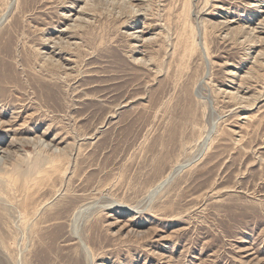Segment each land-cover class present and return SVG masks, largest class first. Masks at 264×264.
<instances>
[{"label":"rangeland","instance_id":"374dc122","mask_svg":"<svg viewBox=\"0 0 264 264\" xmlns=\"http://www.w3.org/2000/svg\"><path fill=\"white\" fill-rule=\"evenodd\" d=\"M0 264H264V0H0Z\"/></svg>","mask_w":264,"mask_h":264},{"label":"bare ground","instance_id":"6f19581e","mask_svg":"<svg viewBox=\"0 0 264 264\" xmlns=\"http://www.w3.org/2000/svg\"><path fill=\"white\" fill-rule=\"evenodd\" d=\"M207 1L208 0H206V3H207ZM192 3V2H191ZM205 33V32H204ZM196 34V33H195ZM202 34V33H201ZM189 37V36H188ZM193 38V37H192ZM195 38V37H194ZM186 40V39H185ZM192 41V40H191ZM195 41V40H194ZM193 41V42H194ZM197 45V43H196V41H195V43L192 45V47H194V46H196ZM198 46V45H197ZM202 47V46H201ZM200 48V47H199ZM203 48H205V47H203ZM192 49V48H191ZM190 50V49H189ZM201 50V49H200ZM207 50V49H206ZM206 52V51H205ZM175 177V176H174ZM174 177H172L170 180L167 178V179H164L163 181H161L159 184H158V186L154 189V190H152L151 192H150V194H149V196L148 197H150V198H154L158 193H159V191H160V186H163V185H167V184H169L171 181H172V179L174 178ZM161 190H163V189H161Z\"/></svg>","mask_w":264,"mask_h":264}]
</instances>
